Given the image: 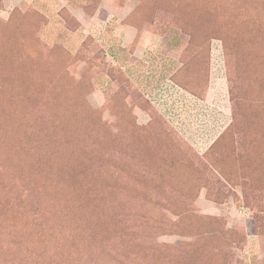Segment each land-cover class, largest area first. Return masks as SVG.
<instances>
[{"label":"rangeland","instance_id":"1","mask_svg":"<svg viewBox=\"0 0 264 264\" xmlns=\"http://www.w3.org/2000/svg\"><path fill=\"white\" fill-rule=\"evenodd\" d=\"M0 264H264V0H0Z\"/></svg>","mask_w":264,"mask_h":264}]
</instances>
